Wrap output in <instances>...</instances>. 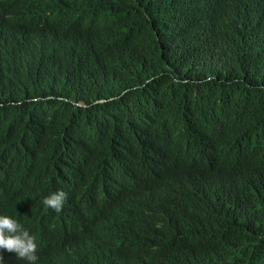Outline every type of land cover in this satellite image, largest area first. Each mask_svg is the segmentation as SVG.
I'll use <instances>...</instances> for the list:
<instances>
[{
    "label": "trees",
    "instance_id": "trees-1",
    "mask_svg": "<svg viewBox=\"0 0 264 264\" xmlns=\"http://www.w3.org/2000/svg\"><path fill=\"white\" fill-rule=\"evenodd\" d=\"M0 215L36 264H264V0H0Z\"/></svg>",
    "mask_w": 264,
    "mask_h": 264
},
{
    "label": "clouds",
    "instance_id": "clouds-1",
    "mask_svg": "<svg viewBox=\"0 0 264 264\" xmlns=\"http://www.w3.org/2000/svg\"><path fill=\"white\" fill-rule=\"evenodd\" d=\"M72 180L67 179L65 190L56 191L42 199L46 208L59 213L66 205L72 204L78 198L76 189L71 190ZM0 250L15 254V257L24 260L27 264H36L39 252V241L36 236L28 232L17 221L6 215H0ZM3 257L0 256V261Z\"/></svg>",
    "mask_w": 264,
    "mask_h": 264
},
{
    "label": "bare ground",
    "instance_id": "bare-ground-1",
    "mask_svg": "<svg viewBox=\"0 0 264 264\" xmlns=\"http://www.w3.org/2000/svg\"><path fill=\"white\" fill-rule=\"evenodd\" d=\"M121 158V157H120ZM118 159V158H117ZM108 160H109V157H108ZM121 160V159H120ZM124 161H126V160H124ZM115 164V163H114ZM113 164V162H112V166H115ZM117 164H118V162H117ZM122 164V163H121ZM124 165V164H123ZM118 166V165H117ZM119 166H120V164H119ZM116 167V166H115ZM118 168V167H117ZM114 170V169H113ZM121 170V169H120ZM120 172V171H119ZM118 172V173H119ZM108 173H110V172H108ZM104 176V175H103ZM110 177V176H109ZM102 178V177H101ZM104 180V179H103ZM97 182V181H96ZM99 185V184H98ZM101 185V184H100ZM105 187V186H104ZM106 188V187H105ZM85 194V193H84ZM105 194H107V193H105ZM86 195V194H85ZM105 197H106V195H105ZM105 199V198H104ZM107 199V198H106ZM106 201V200H105ZM103 203V202H102ZM103 204H105V203H103ZM104 206V205H103ZM103 208V207H102ZM107 210V209H106ZM104 211V210H103ZM101 212V211H100ZM106 213V212H105ZM103 216V215H102ZM97 231H98V229H97ZM108 235V234H107ZM111 236V235H110ZM108 237V236H107ZM114 238H115V236H113ZM113 237H111V238H113ZM109 239H110V237H108ZM108 238H107V240H108ZM96 239V238H95ZM99 241V240H98ZM105 241V240H104ZM107 242V241H106ZM104 243V242H103ZM93 251V250H92Z\"/></svg>",
    "mask_w": 264,
    "mask_h": 264
}]
</instances>
